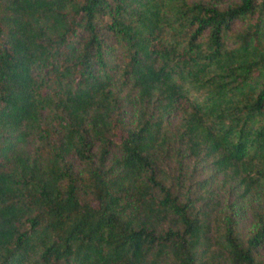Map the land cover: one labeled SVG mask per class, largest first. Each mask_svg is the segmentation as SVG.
<instances>
[{"label": "trees", "instance_id": "16d2710c", "mask_svg": "<svg viewBox=\"0 0 264 264\" xmlns=\"http://www.w3.org/2000/svg\"><path fill=\"white\" fill-rule=\"evenodd\" d=\"M0 264H264V0H0Z\"/></svg>", "mask_w": 264, "mask_h": 264}]
</instances>
